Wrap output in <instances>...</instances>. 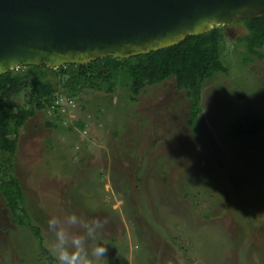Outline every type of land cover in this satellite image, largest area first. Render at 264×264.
<instances>
[{"label":"rangeland","instance_id":"1","mask_svg":"<svg viewBox=\"0 0 264 264\" xmlns=\"http://www.w3.org/2000/svg\"><path fill=\"white\" fill-rule=\"evenodd\" d=\"M224 31L229 73L205 81L195 127L174 78L35 106L12 162L36 231L0 190V264H47V220L69 213L107 221L101 264H264V133L229 136L249 103L264 116V57L243 63L242 23Z\"/></svg>","mask_w":264,"mask_h":264},{"label":"water","instance_id":"2","mask_svg":"<svg viewBox=\"0 0 264 264\" xmlns=\"http://www.w3.org/2000/svg\"><path fill=\"white\" fill-rule=\"evenodd\" d=\"M264 16V0H0V76L128 59Z\"/></svg>","mask_w":264,"mask_h":264},{"label":"trees","instance_id":"3","mask_svg":"<svg viewBox=\"0 0 264 264\" xmlns=\"http://www.w3.org/2000/svg\"><path fill=\"white\" fill-rule=\"evenodd\" d=\"M242 23L247 33L237 43L245 51L243 63L264 55V16L246 19ZM227 35L224 26L188 36L173 47L128 59L112 57L98 59L84 65H66L61 68L46 66L20 67L0 76V190L10 204V210L19 226L28 232L36 231L25 208L23 191L14 176L12 158L17 149L19 127L34 109L54 106L61 96L80 98L86 88L112 93L118 86L133 88L137 94L145 86L166 82L174 78L179 89L187 91L191 99L189 123L195 127L201 113L202 88L206 80L219 74H228L224 60ZM55 74L53 84L48 75ZM29 97L24 106L17 103L20 95ZM38 105V106H37ZM36 106V107H35ZM39 107V108H38ZM264 133V116L250 103L246 113L235 119L229 128L233 140L257 138ZM27 239V235L25 236ZM41 262L55 264L48 250L39 244ZM25 264V261H22ZM30 264V263H29Z\"/></svg>","mask_w":264,"mask_h":264},{"label":"clouds","instance_id":"4","mask_svg":"<svg viewBox=\"0 0 264 264\" xmlns=\"http://www.w3.org/2000/svg\"><path fill=\"white\" fill-rule=\"evenodd\" d=\"M107 221L87 219L75 213L51 217L47 220V231L52 239L48 252L55 264H101L106 261L109 248L100 233Z\"/></svg>","mask_w":264,"mask_h":264}]
</instances>
